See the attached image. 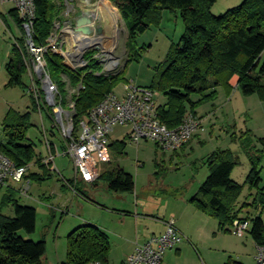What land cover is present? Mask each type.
<instances>
[{"label": "rangeland", "instance_id": "374dc122", "mask_svg": "<svg viewBox=\"0 0 264 264\" xmlns=\"http://www.w3.org/2000/svg\"><path fill=\"white\" fill-rule=\"evenodd\" d=\"M105 1L109 10L114 12L115 8V14L113 13L112 16L115 24L111 27L110 24L98 19L96 25H101V32L92 36L105 38L97 44L98 49L92 46L88 51L97 50L96 59L102 65L103 73L113 74L124 69V79L113 89L115 94L122 95L126 83L149 87L170 48L180 40L185 30L180 12L163 10L158 23H151L147 30L137 35L134 46L137 51L139 50V59L131 60L126 64L128 54L126 26L113 3L110 0ZM242 1L216 0L211 11L215 15H220L238 6ZM89 2L85 4L83 0H74L72 5L76 10L86 7L85 5H94L97 9L106 5L104 0ZM5 5L9 7L11 4ZM64 11L65 8L62 15ZM74 15L75 13L72 14V19ZM63 20L64 15L58 21ZM18 36L22 37L11 22L10 26L6 27L0 21V141L3 139L5 123L13 122L11 118H6L8 109H11V115L16 112L30 111L31 117L26 132L28 142L33 145L37 154L45 157L48 156L46 138L56 143L59 150L64 147V142L59 128L46 114L47 106L43 105L45 109L41 113L31 108V99L28 94L31 80L28 73L22 76L23 83L7 86L9 76L5 64L13 56L12 47ZM66 37L67 47L70 51L74 50L73 45L76 46V44L65 34ZM260 57L259 64L264 60V51ZM111 60H116L117 64L114 68L108 69ZM72 89L70 83L63 88L64 95L68 92V101L72 100ZM155 92L154 99L157 106L164 104L167 96L164 93ZM193 98L197 99L196 96ZM196 113L202 118V126L200 123V128L192 139L184 148H179L176 152L164 151L152 141L141 140L137 144L127 138L129 127L114 128L109 135L110 143L119 144L120 141L125 140L126 145L123 152L118 150L117 145L111 148L112 163L133 175L135 186L131 192L113 190L104 178L88 183L81 175H78L76 181L72 160L57 154H55L54 163L50 166L51 176L41 181L30 180L27 194L21 192L26 185L24 181L10 182L13 198L21 204L33 206L36 209L35 232L27 234L21 230L19 234L35 241L45 239L46 253L40 264H64L69 233L87 223L99 227L108 234V264H120L121 256L130 247L125 238L134 237L137 230L132 218L136 212H140L143 217L142 223L137 225L141 229L150 221L157 223L171 217L176 220L178 226L184 228L185 235L182 242L184 244L180 245L181 250L179 252H176V249L168 250L163 256V264H225L230 258L243 264H256V245L249 233L246 232L243 237H238L230 232L231 226L228 227L229 231L220 230L218 221L201 212L191 204L190 200L198 192L200 184L209 173L207 157L217 149L229 148L237 156L238 163L231 177L239 184H244L251 163L239 140L233 141L232 135L239 136L242 132L250 130L252 146H254L252 153L260 151L261 143L258 139L264 137V101L257 94L244 95L240 88L219 86L214 101L199 105ZM44 129L52 130L53 133L45 134ZM105 166L106 164H99V173ZM260 169L259 187H262L264 186V157L261 159ZM29 171L42 172L33 162L30 164ZM66 180L76 181L81 192L88 198L75 194L71 187H65ZM6 191V186L0 187V213L13 216L12 204L1 203ZM256 192V188H250L246 183L237 206L252 202ZM259 212V208L256 209L247 204L242 209L241 215ZM262 217L264 219V211Z\"/></svg>", "mask_w": 264, "mask_h": 264}, {"label": "trees", "instance_id": "16d2710c", "mask_svg": "<svg viewBox=\"0 0 264 264\" xmlns=\"http://www.w3.org/2000/svg\"><path fill=\"white\" fill-rule=\"evenodd\" d=\"M34 1V40L37 44H44L53 31L55 21L61 18L65 3L64 0ZM110 1L118 9L127 29L126 64L139 59V50L134 46L136 36L147 30L151 23H158L163 10L179 11L182 16L185 30L180 40L170 48L149 86L167 96L166 102L157 106L158 118L167 127L178 126L187 113L196 116V108L199 105L214 101L217 87H232L229 80L233 75H238V88L244 95L257 94L264 101V60L259 64L260 55L264 51V0H243L238 6L220 15L211 11L216 0ZM9 13L21 27V20L16 11L11 10ZM12 52L13 56L5 67L9 76L7 86L23 83L22 76L27 73L24 62L27 53L23 37L13 43ZM90 54L87 53V57ZM46 59L50 75L58 83L62 94L66 85L61 80L62 73L69 77L72 87H77L80 83L83 85L78 93L73 94L76 126L82 118L87 117L92 107L124 79V69L105 74L102 72V65L96 60H91L85 67L74 70L65 65L63 58L58 54L50 53ZM29 96L31 108L41 113L45 108L37 104L32 94ZM194 96L197 99L193 98ZM46 112L52 119L50 107L46 108ZM30 117V111L11 115V109H8L6 118H11L13 122L5 123L0 152L15 166L30 167L32 162L36 164L42 172H30L29 168L25 178L41 181L51 176L49 170L52 163H45V157L37 154L33 145L28 142L26 132ZM251 136L250 130L242 132L239 136L232 135L233 141L239 140L251 163L244 184H239L231 177L238 163L237 156L229 148L217 149L207 157L209 173L190 202L201 212L215 218L220 230L229 231L228 227H232L235 220L248 221L250 227L247 233L252 236L256 245H261L264 244V186L259 187V181L260 162L264 157V137L258 139L261 143L260 151L252 153L254 146ZM125 145V140L119 144H110L111 148L117 147L120 152H123ZM105 164L98 179H106L110 188L115 191L131 192L134 189L135 180L132 174L112 161ZM75 180L77 181V178ZM76 181L66 180L64 186L71 187L75 194L88 198L81 192ZM246 183L250 188H256L257 192L252 202L238 207L237 202ZM6 187L7 191L1 203H11L14 215L0 213V264H40L46 253L45 239L35 241L19 234L21 230L27 234L35 232L36 209L19 203L13 198L10 184ZM247 204L259 208L260 212L241 215ZM108 261L109 237L104 230L87 223L69 233L64 264H108ZM225 264L243 263L230 258Z\"/></svg>", "mask_w": 264, "mask_h": 264}, {"label": "built area", "instance_id": "2783aa9c", "mask_svg": "<svg viewBox=\"0 0 264 264\" xmlns=\"http://www.w3.org/2000/svg\"><path fill=\"white\" fill-rule=\"evenodd\" d=\"M73 1L64 0V20L58 21L59 18L55 21L53 31L44 44H37L34 40L36 16L34 0H0V7L7 3L11 4L21 20V36L24 38L27 53L24 62L31 80L28 94H32L40 106L46 105L51 108L52 120L63 138L62 150H59L56 143L46 138L48 156H45L44 162L54 163L55 154L67 156L74 165L75 177L81 175L85 182L94 183L100 174L99 164L111 161L109 135L116 126L129 127L127 138L137 144L141 140L152 141L164 151H176L192 139L199 130L201 122L197 116L187 113L178 126L167 127L158 118L154 99L156 92L149 87L126 83L122 95H117L113 91L107 93L76 126L73 94L78 93L83 85L80 83L77 87H72V100L68 101V92L63 95L59 91L58 83L50 75L46 59L50 53L58 54L63 58L65 65L74 70L85 67L91 60L97 61L95 49L99 48L98 45L87 46L84 40L94 33L85 34L73 23L71 16L77 11L72 5ZM89 1L83 0L85 4L90 3ZM63 15L61 13V17ZM65 34L76 44L73 45L75 49L72 51L67 47ZM92 46L95 49L88 51ZM87 53H91L89 57ZM116 64V60H111L107 68L112 69ZM65 75L62 73L61 79L68 86L69 77ZM49 131L44 129L45 134L53 133L52 130ZM29 168L28 165L15 166L0 152V187L7 186L12 181H24L26 185L21 192L27 194L30 180L26 181L24 177ZM164 224L165 229L162 233L153 234L144 242L135 244L123 264H163L165 253L175 248L184 238L176 227L174 219L164 220ZM249 227L248 221L235 220L230 231L242 237ZM255 260L256 264H264V244L256 246Z\"/></svg>", "mask_w": 264, "mask_h": 264}, {"label": "crops", "instance_id": "0c3cea01", "mask_svg": "<svg viewBox=\"0 0 264 264\" xmlns=\"http://www.w3.org/2000/svg\"><path fill=\"white\" fill-rule=\"evenodd\" d=\"M105 7H107L106 5H104ZM111 6V5H110ZM83 9V10H82ZM13 10V6L10 5L9 7H7V5H4L3 7H0V21L6 26H10V22L18 29L20 36L22 34V30L21 27L16 23V21L12 18V16L10 15V11ZM115 10V8H114ZM83 11V12H82ZM101 8L97 9L94 8V5L89 6V7H83V8H79L77 9L73 19L74 22L76 24L78 19H82V18H86V17H91V21L89 23H83L82 26L86 27V26H90L93 29L95 28H101L100 26H97L96 22L98 21V19L100 21L103 22V17L100 13ZM118 11V9H117ZM81 12V16H78V13ZM119 13V11H118ZM120 14V13H119ZM123 20V19H122ZM95 34V32H93ZM19 38V36H18ZM15 38V41L18 39ZM7 64V63H6ZM5 64V65H6ZM6 67V66H5ZM238 75H233L230 80H229V84L233 87V88H238ZM196 116L199 118L200 122H201V126H202V118L199 116V114L197 113ZM202 129V128H201ZM200 129V130H201ZM195 135V134H194ZM111 161H112V156H111ZM25 178V177H24ZM26 181L30 180L29 178H25ZM25 181V182H26ZM132 218L135 222V225L137 227V230L135 231V236L132 238H125L126 241L129 243L130 247L123 253V255L121 256V262L120 264H123L124 261L126 260L127 256L129 255V253L133 250L135 244L137 243H142L144 242L147 238H149L151 235L153 234H159L162 233L165 229V224H164V220L166 219H162L160 221H156L157 223H155L154 221H150L146 224H144V228H139V226H137L139 223H142V219L143 217H141V213L140 212H136L134 215H132ZM172 219H174L173 217H171ZM175 224L176 227L178 228V230L180 231V233L184 236L185 235V231L184 228L180 227L177 225L176 220ZM141 227V226H140ZM184 240H182L183 242ZM179 243L175 248H173V250L176 249V252H179L181 250V246L184 243ZM255 243V242H254ZM181 245V246H180ZM256 245V243H255ZM257 246V245H256ZM168 252V251H167ZM171 256V255H170Z\"/></svg>", "mask_w": 264, "mask_h": 264}, {"label": "bare ground", "instance_id": "6f19581e", "mask_svg": "<svg viewBox=\"0 0 264 264\" xmlns=\"http://www.w3.org/2000/svg\"><path fill=\"white\" fill-rule=\"evenodd\" d=\"M104 2H106V1L104 0ZM106 6H108L107 2H106ZM113 11L115 12L114 9H113ZM114 12H112L111 10H109L108 7L102 6L100 13H101V15L103 17V23L104 22L105 23H108V24H110L111 27H113L114 24H115L114 18H112ZM103 38H105V37H103V36H98V37H96V36H89V37H85L84 38V40L86 42L85 45H87V46H89V45L96 46L98 43H101V40H103Z\"/></svg>", "mask_w": 264, "mask_h": 264}, {"label": "water", "instance_id": "95a60500", "mask_svg": "<svg viewBox=\"0 0 264 264\" xmlns=\"http://www.w3.org/2000/svg\"><path fill=\"white\" fill-rule=\"evenodd\" d=\"M78 16H81V12L78 13ZM91 21V17H86V18H82V19H78L76 22V25L78 26V30L85 33V34H92L93 32L95 33H100L101 32V28H95L93 29L90 26H86V27H82L81 25L83 23H89Z\"/></svg>", "mask_w": 264, "mask_h": 264}]
</instances>
